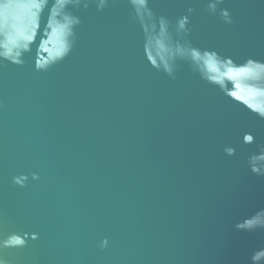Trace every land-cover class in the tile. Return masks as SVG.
<instances>
[{"label": "water", "instance_id": "95a60500", "mask_svg": "<svg viewBox=\"0 0 264 264\" xmlns=\"http://www.w3.org/2000/svg\"><path fill=\"white\" fill-rule=\"evenodd\" d=\"M209 2L149 7L173 24L187 15L196 48L238 65L264 62V0H224L216 15ZM69 11L81 23L65 59L35 68L65 46L56 30L43 36L46 9L25 65L0 60V239L28 237L26 247L0 251V264H252L264 232L235 226L264 212V177L248 165L264 145V120L242 105L246 90L238 84L234 102L187 64L174 80L153 69L127 0ZM26 15L20 5L0 24L19 22L28 39ZM245 133L255 143L245 145ZM226 146L236 154L226 156ZM20 175L23 188L13 183Z\"/></svg>", "mask_w": 264, "mask_h": 264}, {"label": "clouds", "instance_id": "9594fccd", "mask_svg": "<svg viewBox=\"0 0 264 264\" xmlns=\"http://www.w3.org/2000/svg\"><path fill=\"white\" fill-rule=\"evenodd\" d=\"M132 7L130 23L138 25L144 34V53L150 66L157 72H162L168 78L174 80L179 63L187 64L190 70L198 75L207 84L218 88L228 99L236 102L238 98V84L246 90L244 103L242 104L251 113L264 120V62L247 59L238 65L230 57H222L215 51L201 50L194 47L187 39L189 35L188 16H182L173 24L164 16L157 17L149 7V0H127ZM90 3H96L98 10H103L108 0H0V20L6 21V13H10L15 7L23 5L28 10V15L23 18V23L28 29L29 38H21L16 26H9L6 22L0 24V60L13 65L23 67L24 57L30 55L32 43L35 39V31L40 26V20L47 9L49 12L43 36L49 35L53 30L60 32L64 38V50L60 58L48 65L35 63L37 71H47L53 65L65 59L74 46L75 29L80 25L79 17L73 15L69 9L79 10L81 6L86 10ZM224 0H210L207 11L216 15L218 6ZM51 5V7H49ZM188 13L195 11L189 8ZM219 15L225 24L234 23L227 9H219ZM244 74L239 82H234L231 77ZM232 85L230 88L229 85ZM245 145L255 143V137L250 133L243 136ZM258 153L249 157L248 165L252 174L264 177V145L258 146ZM226 156H234L236 150L233 147L224 148ZM32 180L38 181L39 175L32 174ZM28 181L26 175L13 177V183L21 188ZM237 231L254 232L257 229L264 232V212L255 214L236 224ZM38 234H32L31 240L36 241ZM27 234L11 233L6 238L0 239V251L7 249H22L27 246ZM109 241L105 238L100 242L101 250L108 247ZM264 256V249L255 251L251 256L252 264Z\"/></svg>", "mask_w": 264, "mask_h": 264}]
</instances>
